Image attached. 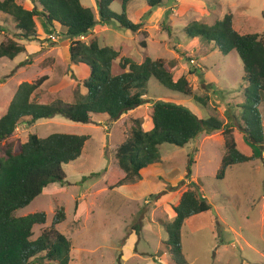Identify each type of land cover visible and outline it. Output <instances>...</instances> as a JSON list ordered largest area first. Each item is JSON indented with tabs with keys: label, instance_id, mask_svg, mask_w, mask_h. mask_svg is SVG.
I'll list each match as a JSON object with an SVG mask.
<instances>
[{
	"label": "rangeland",
	"instance_id": "rangeland-1",
	"mask_svg": "<svg viewBox=\"0 0 264 264\" xmlns=\"http://www.w3.org/2000/svg\"><path fill=\"white\" fill-rule=\"evenodd\" d=\"M80 1L83 6L90 7V0ZM127 10L129 20L135 24H150L160 12L164 13L159 24L161 31L143 26L148 35L147 48L142 49V35L108 25L109 32L102 33L105 39L100 37L99 44L118 50L119 59L128 57L141 63L147 56L170 63L173 79L184 77L194 95L206 99V105L200 106L192 97L168 91L150 80L147 95L143 97L146 103L134 114L119 119L118 123L105 117H93L90 124L80 125L56 116L33 127L20 124L14 139L21 143H25L31 134L41 139L53 134H71L86 136L88 140L80 158L63 166L65 184L62 187L46 186L17 215L45 214V224L33 228L32 240H36L51 228L55 214L63 208L65 221L54 228L72 242L69 264H173L163 245L167 239L164 223L170 222L168 216L175 215L173 205L189 188L184 180L186 166L193 159L197 164H192L191 176L211 210L187 220L182 227L181 249L185 262L264 264V145L247 142L237 128L233 135H236L238 150L244 155H252L255 162L233 167L223 179L217 178L223 152V144L219 141L223 137L220 131H215L201 133L194 141L198 142L197 147L194 144H191L192 148L162 145V162L150 168L149 174L154 175L151 179L146 180L144 176L142 183L125 184L111 192L106 187L113 170L122 175L115 152L120 142L127 138L131 120H141L150 114L151 106L157 101L183 106L202 120L214 117L234 127L235 121L241 123L244 111L237 106L244 104L246 85L242 82L244 71L239 57L236 53L222 56L217 50L210 52L211 46L202 45L199 38L189 39L183 29L192 22L212 25L232 14L233 28L239 34H262L264 0H164L160 7L152 10L147 9L145 0H132ZM111 11L120 14L119 1L111 5ZM35 23L38 34L46 33L40 18L35 19ZM5 36L0 33V43L7 40ZM40 39L41 43L47 42L43 48L45 56L38 57L41 51L27 57V53L39 47L37 42H31L26 43L27 52L13 60H0V117L7 111L20 81L25 82L23 78L44 73L51 76L37 97L41 104L56 98L71 102L77 87L75 82L78 85L82 78H87L89 69L86 66L74 65L72 71H68L66 58L63 60L59 54L65 56L60 50L64 36L55 41L43 36ZM28 58L30 66L25 68ZM115 63L118 64V60ZM21 69L22 74H18ZM189 70L193 73L189 74ZM68 72L74 84L58 87L62 76ZM260 112L264 124V98ZM2 147L0 145V157ZM137 226L140 227L138 233Z\"/></svg>",
	"mask_w": 264,
	"mask_h": 264
},
{
	"label": "trees",
	"instance_id": "trees-1",
	"mask_svg": "<svg viewBox=\"0 0 264 264\" xmlns=\"http://www.w3.org/2000/svg\"><path fill=\"white\" fill-rule=\"evenodd\" d=\"M119 1L120 14L111 11V5ZM132 0H94L97 13L85 8L80 0H33V8L26 9L15 0H0V33L6 41L0 43V60H13L26 52V43L41 41L37 33L35 19L40 18L52 31L54 24L61 27L62 35L70 44V63L85 65L89 76L77 85L71 102L60 98L46 104L37 97L50 77L39 75L36 80L22 83L7 111L0 117V264H69L72 242L54 227L65 221L63 208L55 214L51 228L36 239L33 228L44 225V213L18 216L17 212L26 208L43 189L50 185L63 186L66 175L63 166L78 160L88 137L71 134H53L44 139L35 134L28 136L25 143L15 140V131L20 124L35 126L42 120L56 116L74 124L87 125L93 117L106 116L110 122L146 103L150 80H155L164 89L182 96L192 97L200 106H205L203 98L194 95L184 77L173 79L170 63L162 59L145 57L141 63L123 57L111 46H101L96 38L89 42L79 38L87 36L97 26L115 25L120 30L143 36L140 42L146 49L147 34L142 23H133L127 15V6ZM152 10L160 7L164 0H145ZM166 18L168 16L166 15ZM167 29V28H166ZM169 31V30H168ZM189 38H199L202 45L211 46L222 56L236 53L243 66L244 104L241 123L235 121L224 124L212 117L199 119L183 106L157 101L151 107L152 130L142 129V121L131 120L127 138L116 148L115 160L118 171L113 170L106 187L114 191L125 184L141 180V170L161 162V146L170 144L183 148L200 133L211 134L220 131L224 139L221 165L217 178L223 179L228 170L247 164L254 159L237 149L233 137L235 128L254 145H264V126L260 105L264 98V32L262 34L241 35L233 28L232 14L225 15L212 25L192 22L183 29ZM118 60V64L115 62ZM191 62L190 59L187 60ZM192 74V71H188ZM248 114V115H247ZM247 115V116H245ZM190 159L186 166L185 179L191 175ZM85 179H83L84 181ZM181 195L179 204L173 208L175 217L164 223L167 239L163 245L170 254L173 264H187L182 255L181 230L186 221L208 213L211 208L200 195L199 186L188 184ZM140 231L137 226L136 232Z\"/></svg>",
	"mask_w": 264,
	"mask_h": 264
},
{
	"label": "crops",
	"instance_id": "crops-1",
	"mask_svg": "<svg viewBox=\"0 0 264 264\" xmlns=\"http://www.w3.org/2000/svg\"><path fill=\"white\" fill-rule=\"evenodd\" d=\"M15 2L18 4V5H21V6H23L24 8H26V9H32L33 8V6H34V4H33V0H15ZM81 2V1H80ZM85 8H90L91 10H93V12L94 13H97V8H96V6H95V2H94V0H90V7L89 6H84ZM147 9H149L148 7H147ZM127 15H128V10H127ZM163 16H164V13H162V12H160L159 14H158V18L157 19H155L152 23H150V24H147V23H142V22H140V23H142L143 25H144V29L146 28H153L155 31H158V30H160L159 29V24L160 23H162V21H161V19L163 18ZM128 18H129V16H128ZM168 19V18H167ZM165 20V19H164ZM163 20V21H164ZM147 25H149V26H147ZM37 26V25H36ZM45 26V25H44ZM116 27V26H115ZM45 28H46V33L44 32V33H42V35L41 34H38V36H39V39L41 38V36H43L44 38H46V40L48 39V37L50 36V35H54L55 37H56V39H60L61 37H63L62 36V30H61V27L59 26V25H57V24H54V29H52V31H51V29L49 28V27H46L45 26ZM117 28V27H116ZM161 28V27H160ZM109 32V29H108V27H107V25L106 26H97L96 28H94L87 36H85L84 37V40H83V42H89L90 40H92V39H94V38H96L97 40L100 38V37H102V39L104 40L105 39V37L102 35V33L104 34L105 32ZM161 31V30H160ZM145 32H146V30H145ZM37 33H38V31H37ZM147 33H148V31H147ZM98 34H101L102 36H96V35H98ZM148 35V34H147ZM139 36V35H138ZM40 41H42L41 39H40ZM99 42V41H98ZM45 44H47V42L45 43V42H42V45L40 46V44L38 43V45H39V47L38 48H35V49H33V51L30 53H27V57H30L31 55H33V54H37V53H41V51H42V53L38 56V57H40V56H45L44 54H45V52L43 51V48H44V46H45ZM62 44H63V47L62 48H60V50H62L63 51V53L65 54V56L62 54V53H59L61 56H62V58H63V60H64V58H66V60H67V67H68V71H72V69L75 67L73 64H71L70 63V56H69V51H68V45L70 44V42H69V40L66 38V37H64V41L62 42ZM103 47V46H102ZM119 47V46H118ZM114 48V47H113ZM25 49H26V47H25ZM115 49V48H114ZM118 49V48H117ZM45 50V49H44ZM59 50V51H60ZM116 50V49H115ZM120 50V49H119ZM118 51V50H117ZM214 50H211L210 52H213ZM27 52V51H26ZM119 52V51H118ZM205 57H207V56H205ZM37 58V57H36ZM204 58V57H203ZM202 58V59H203ZM2 60V59H1ZM7 60V59H6ZM26 62H27V64H26V66H25V68H28L29 66H30V64H29V58L28 59H26ZM21 66L23 65V63L22 64H20ZM25 65V64H24ZM81 65V64H80ZM20 66V67H21ZM42 66V65H41ZM83 66H85V65H83ZM19 67V68H20ZM87 67V66H86ZM18 69V68H17ZM89 69V68H88ZM25 70L26 69H24L23 70V74H24V72H25ZM22 72V69L20 70V71H18V74H22L21 73ZM69 73V72H68ZM39 75H41V74H36L34 77L33 76H31V77H27V78H23L24 79V83H32L31 81H33L34 79L36 80V78L39 76ZM43 75H46V76H48V77H50V80H51V76L50 75H47V74H43ZM88 76H89V74H88ZM88 76H87V78H88ZM29 78V79H28ZM86 78V79H87ZM83 80H85L84 78H82ZM34 80V81H35ZM62 81H61V83H59L58 84V87L59 86H61V88L62 87H64V84H68V83H70V84H74L73 83V80L71 79V77H70V73L68 74V75H63L62 76V79H61ZM23 80H21L20 81V84H22L21 82H22ZM81 82V81H80ZM242 82H243V79H242ZM19 83V82H18ZM244 83V82H243ZM75 84H76V86H77V82H75ZM20 86V85H19ZM144 98H145V96H144ZM143 98V99H144ZM143 106V105H142ZM152 107V106H151ZM260 107H261V105H260ZM140 108V107H139ZM135 110H138V108L137 109H135ZM135 110H133V111H130V112H128L127 114H125V115H123V116H121V118H120V120L123 118V117H128V116H130V115H132V114H134V111ZM150 112H151V110H150ZM102 117H105V118H107L106 116H102ZM119 120V121H120ZM142 129L144 130V131H146V132H148V131H150V130H152V128H153V125H152V122H151V118H150V114H147L145 117H142ZM262 122H263V118H262ZM115 123H118V121L117 122H115ZM264 125V124H263ZM201 134V133H200ZM199 134V135H200ZM199 135L193 140V141H191L189 144H187L186 146H189L190 148H192L191 147V144L193 145H196V147L198 146V142L197 143H194V141L195 140H197L198 139V137H199ZM233 137H234V139H235V142H236V144H237V149H238V143H237V141H236V135H233ZM123 142V141H122ZM122 142H120V144L122 143ZM219 142H222V144L224 143V139H222L221 141H219ZM119 144V145H120ZM118 145V146H119ZM117 146V147H118ZM116 147V148H117ZM195 147V151L197 152V148ZM223 147V146H222ZM193 150V149H192ZM221 155H222V153H221ZM245 156H247V155H245ZM252 156V155H251ZM248 157H250V155H248ZM197 158V154L195 155V159ZM161 162H162V160H161ZM253 162H255V160H253V161H251V162H249L250 164H253ZM194 164H197V161L194 163ZM154 165H159V163L158 164H154ZM154 165H151V166H149V167H147V168H145V169H143V170H141V172H140V176H141V180L140 181H138L137 183H142L143 182V178H144V176H146V180L147 179H151V177H154V175H151V174H149V170H150V168H152V166H154ZM165 175V174H164ZM167 176V175H166ZM185 181V183L188 185L189 183H194V184H196V180H195V178H192V176L190 175L189 176V179L187 180V179H185L184 180ZM182 195V194H181ZM181 197V196H180ZM204 199H205V197L204 196H202ZM179 200H180V198H179ZM179 204V202H177L175 205H173V208L174 207H176L177 205ZM171 211H172V207L170 206V205H168L167 206ZM175 217V215H172V216H168V219H169V221L171 222V220H173V218Z\"/></svg>",
	"mask_w": 264,
	"mask_h": 264
},
{
	"label": "built area",
	"instance_id": "built-area-1",
	"mask_svg": "<svg viewBox=\"0 0 264 264\" xmlns=\"http://www.w3.org/2000/svg\"><path fill=\"white\" fill-rule=\"evenodd\" d=\"M175 2H179V0H174ZM48 39L49 40H53V41H55L56 40V37L54 36V35H50L49 37H48ZM79 40L80 41H83L84 40V37H81V38H79Z\"/></svg>",
	"mask_w": 264,
	"mask_h": 264
}]
</instances>
